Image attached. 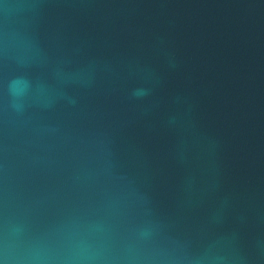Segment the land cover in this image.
I'll return each instance as SVG.
<instances>
[{
	"label": "water",
	"instance_id": "water-1",
	"mask_svg": "<svg viewBox=\"0 0 264 264\" xmlns=\"http://www.w3.org/2000/svg\"><path fill=\"white\" fill-rule=\"evenodd\" d=\"M0 264H264V0H0Z\"/></svg>",
	"mask_w": 264,
	"mask_h": 264
}]
</instances>
